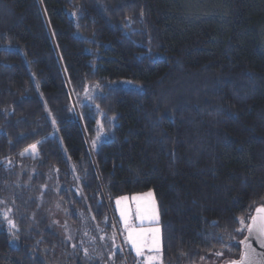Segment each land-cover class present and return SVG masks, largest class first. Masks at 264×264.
I'll use <instances>...</instances> for the list:
<instances>
[{"label": "trees", "instance_id": "obj_1", "mask_svg": "<svg viewBox=\"0 0 264 264\" xmlns=\"http://www.w3.org/2000/svg\"><path fill=\"white\" fill-rule=\"evenodd\" d=\"M147 191L163 264L239 259L264 206V0H0V264H104L55 212L132 264L114 201Z\"/></svg>", "mask_w": 264, "mask_h": 264}, {"label": "rangeland", "instance_id": "obj_2", "mask_svg": "<svg viewBox=\"0 0 264 264\" xmlns=\"http://www.w3.org/2000/svg\"><path fill=\"white\" fill-rule=\"evenodd\" d=\"M36 147L32 150L30 153L35 154ZM151 193V196H148L147 194ZM128 199H122L123 197L117 198L114 201V208L117 216V224L119 226L120 231L118 230V227L116 226V237L118 238L120 251L125 257V262H128L127 254L125 247L123 246V242L121 240L120 232L123 236V240L127 245V249L130 251V256L132 258V264H148V257L149 256H159V260L155 261L154 264H161L162 262V249H161V229L159 226V210L158 205L154 196L153 191H147L143 193L133 194L131 196H125ZM133 197H142V202L146 201L148 204H154L155 207V219H143L141 220L140 213L137 211V201L133 199ZM120 201L119 204H117V201ZM264 207V206H263ZM124 210L126 215L121 216V211ZM3 213V211H2ZM0 213L1 216L5 217V213ZM54 219L56 220V223L58 224V227H60L61 234L67 238L71 239L72 241H76L77 244L82 247L84 255H86L89 258H92L93 263L96 262L97 259H100L99 256H101L102 252H104L106 256V260L104 261V264H114L112 261L114 260V255L118 251L116 246H110V242L113 241V236L106 234L103 232L96 224H94L93 220L89 218L87 215H81L80 216V222L78 225L71 223L66 220V218L61 215V213L55 212L54 213ZM65 219V221H64ZM9 226L12 224L8 222ZM140 229H159V240H160V251L159 253L150 250L149 247H145L143 249L142 255H137L136 250L134 246L127 240L128 232L130 230H136L139 231ZM77 245V246H78ZM118 247V248H119ZM85 250H87V254H85ZM230 259L226 260H212L211 264H225L230 262ZM126 264H129L126 263ZM163 264V262H162Z\"/></svg>", "mask_w": 264, "mask_h": 264}, {"label": "snow or ice", "instance_id": "obj_3", "mask_svg": "<svg viewBox=\"0 0 264 264\" xmlns=\"http://www.w3.org/2000/svg\"><path fill=\"white\" fill-rule=\"evenodd\" d=\"M34 147L35 146H33V148ZM147 195L151 196V193ZM122 199L127 200L128 198L123 197ZM133 199L137 201V211L140 213L141 220L156 218L154 204L150 205L146 201L142 202V197H133ZM119 203L120 201L118 200L117 204ZM257 213L258 215L252 218V224L246 226V230L250 235L254 234L256 238L261 241V246L264 247V207L257 209ZM125 215V211L122 210L121 216ZM240 222L244 224V219L240 218ZM127 240L134 246L138 256L143 254V249L145 247H149L150 250L157 253L160 251L159 229L130 230ZM242 243L244 242L242 241ZM85 254H87V250H85ZM218 255H220V253H218ZM158 260L159 256H149L148 264H154V262ZM229 264H264V253L257 254L254 249H250V245H246L245 251L241 254V258L239 260H232Z\"/></svg>", "mask_w": 264, "mask_h": 264}, {"label": "water", "instance_id": "obj_4", "mask_svg": "<svg viewBox=\"0 0 264 264\" xmlns=\"http://www.w3.org/2000/svg\"><path fill=\"white\" fill-rule=\"evenodd\" d=\"M259 208H262V207H258L257 209H259ZM257 209H255V211L253 212V215L249 221V225L252 224V218L256 217L258 215ZM243 242L244 243H242L241 254L245 251L246 245H250V249H254L255 253H257V254L264 253V247L261 246V241L258 240L254 234L250 235L249 232L247 231ZM240 258H241V255H240L239 259ZM239 259H237V260H239ZM225 264H229V262L225 263Z\"/></svg>", "mask_w": 264, "mask_h": 264}]
</instances>
